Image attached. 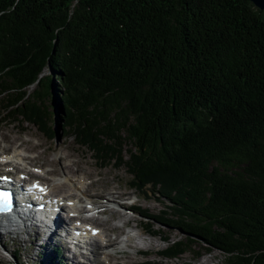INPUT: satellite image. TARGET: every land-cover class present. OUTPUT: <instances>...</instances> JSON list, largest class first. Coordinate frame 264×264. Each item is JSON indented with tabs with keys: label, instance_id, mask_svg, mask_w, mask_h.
I'll use <instances>...</instances> for the list:
<instances>
[{
	"label": "trees",
	"instance_id": "trees-1",
	"mask_svg": "<svg viewBox=\"0 0 264 264\" xmlns=\"http://www.w3.org/2000/svg\"><path fill=\"white\" fill-rule=\"evenodd\" d=\"M0 96L43 129L55 105L80 144L150 184L165 209L145 228L184 234L163 254L264 264V10L251 0H0Z\"/></svg>",
	"mask_w": 264,
	"mask_h": 264
},
{
	"label": "rangeland",
	"instance_id": "rangeland-1",
	"mask_svg": "<svg viewBox=\"0 0 264 264\" xmlns=\"http://www.w3.org/2000/svg\"><path fill=\"white\" fill-rule=\"evenodd\" d=\"M32 89L33 87L29 88L28 91L31 92ZM4 102L5 100H3L2 96H0V150L3 147H6L7 150L11 149V152H15L17 149H19V147H22L20 145L23 142L28 143L32 147V149H30V153L23 151V149L21 148L19 149L21 150L19 152H21L22 155H27L30 157L26 160H23L21 158H14V161L19 162V170L31 169L34 173L40 176L43 182L47 181L52 185L51 187L53 188L55 194L73 193L75 195L82 196L81 192L85 191L86 187H89V184L86 181L84 182V178L81 176H85L86 178L88 177L87 179L90 182L100 179L99 186L96 187V185L93 184V187H89V189L87 188V190H89V193L93 194L97 200L98 198L110 197V199L115 201L122 199L123 201L127 202L128 200L126 199L129 195L131 197V195L137 193L140 196V198H138L137 200L139 204L138 207H141L142 209L146 208L147 213H149L150 215H162L163 210L165 209V202H161L158 199V196L155 194L150 195L146 192L143 193L138 189L131 187L133 176L129 173V169L125 162H123L122 165L118 166L119 162L115 159H110L108 156H106L104 159H101L99 153L101 155L106 153L102 152V150H99L101 148V145H99L98 149H91L88 145L80 144L76 140L75 136H73L72 133L68 132V128H64L63 118H59L58 114L56 113L55 105L51 107L50 110L52 114L50 115L47 122L43 123L45 125L43 129L41 128L40 124H35V122H32L30 119H24L23 121H21L20 119H10L8 117L9 110L3 107ZM52 102L53 101H51V99L47 100V103L50 105H52ZM24 144L25 143H23L22 145ZM127 147L129 146L123 148L122 151L124 160H130V151L127 150ZM95 150H98L99 153ZM69 155H71V157H68L67 159V156ZM58 157H60V159H58ZM75 160L77 161V164L74 162L72 163V161ZM52 162H55V171H52L54 170V167H52ZM66 163L72 165H67ZM68 168H71V171L81 168L82 170H84L83 172L87 173L88 175L74 173L69 174L68 172H70V169ZM9 169L15 170L12 164H6L4 166L0 165V175L1 173H5L6 170ZM44 171H48L47 174L41 175L44 173ZM57 174L59 175L56 176ZM65 175H67L68 179H66L67 177ZM78 178L82 180L80 182L78 181L79 186L82 188L80 190L76 189L72 185V183L75 182ZM69 179L73 181L70 182L71 185L69 186V188L66 187L65 189H62L59 186L61 181H67ZM147 187L149 189L155 190L150 184ZM115 188L116 191L124 193L123 198L117 199V193L114 192ZM156 190L158 189L156 188ZM90 196H85L84 202H82L83 206H87L86 204H84L86 200H89V198H93L92 196ZM131 200H136L135 195L131 197ZM107 205L108 207H112L114 204ZM119 209L121 210V212L126 214V217L132 218L130 220L131 222L126 223L124 219H122V217H117V213L115 212H108L109 214H106V216H99L95 220H90L91 223L98 225L103 230H105V228H110L109 232L112 234L111 237L113 239L117 233H120L119 231H121V234L124 235L125 240L128 238V236L126 235H128L129 233H140L142 235L139 238H136L138 239L139 243L134 238L133 244H135V247L127 246L128 251L126 254H115V257L118 256V259L116 261L121 263L126 262L130 264H182L186 261L193 260L196 264H226V256L224 253L215 249L207 253L203 250L201 251L199 249V246H194L192 252H187L186 254H183L179 257H168V254L165 255L163 254V252L167 251L166 248L169 243L174 242V240H179L184 236L181 231L169 227L160 228V224L156 222L155 229H162L161 234L158 235L156 233V236H153L151 233L147 234L146 230L143 229V227H141V230L136 226V224L142 219L140 218V216L133 214V212L129 210H125L122 208ZM133 216L136 218H133ZM103 223H105V225H102ZM142 224L144 225V223ZM28 236L29 235H25L24 233L13 235L1 234L0 263H57L55 261H51V258H49L51 254L55 253L54 247H57L54 242L50 243L49 246L44 245L43 247H41L37 244V240L39 239V237ZM121 244L122 243H120L118 247H113L112 249H110V251L116 253L114 250H121ZM136 247L141 248L145 251L140 253V251L136 250ZM122 248L125 250L126 245ZM96 250L101 251L102 248H96ZM199 250L201 251V256H196L195 252ZM16 253L18 255V259L16 260V262H14L11 256ZM100 254L103 255V251H101ZM62 256H64V254L61 251V253L57 255V260L60 261ZM67 260H70L74 264H83L79 262V259L77 258L75 261H72L68 257V255H66L64 260L60 262H62V264H66ZM99 260H95L92 264H102Z\"/></svg>",
	"mask_w": 264,
	"mask_h": 264
},
{
	"label": "bare ground",
	"instance_id": "bare-ground-1",
	"mask_svg": "<svg viewBox=\"0 0 264 264\" xmlns=\"http://www.w3.org/2000/svg\"><path fill=\"white\" fill-rule=\"evenodd\" d=\"M23 143H25L24 145H22ZM20 146H22V147H19V149L21 148V149H23V151H25V152H27V153H30L31 151H30V149H32V147L28 144V143H26V142H23ZM62 145V144H61ZM36 147V146H35ZM3 150H7V148L6 147H3L2 148ZM19 149H17L15 152H11L9 155H5V156H1L2 155V153H1V151H0V165H6L7 163H5L6 161L8 162V160H10L9 158L10 157H15V158H21V159H23V160H26L27 158H30L29 156H27V155H22L21 154V152H19V151H21V150H19ZM37 150V149H36ZM5 152H7V151H5ZM38 152V151H37ZM59 156H61V155H59ZM63 156H65V155H63ZM68 157H71V155H69V156H67V159H68ZM58 159H60V157H58ZM67 159H66V161H67ZM77 160V159H76ZM72 161V163L74 162V163H76L77 164V161ZM55 162H52V167H54V170H52V171H55L56 169H55V164H54ZM10 164H12V166H13V168L15 169V170H6V172L5 173H1L2 175H8L7 173H12V172H18L17 174L18 175H20V177H21V179L23 180V183H25L27 180H29L30 178H32V177H35L36 176V174L30 169V170H24V169H22V170H19L20 169V167L18 166V164H19V162L18 161H10ZM67 165H72V164H68V163H66ZM66 167V166H65ZM67 168V167H66ZM68 169H70V172H68L69 174H72V173H74V174H83V175H88L87 173H85V172H83L84 170H82L81 168H78L77 170H73V171H71V168H68ZM63 171V170H62ZM61 171V172H62ZM66 171V170H65ZM48 172V171H47ZM47 172L46 171H44V173L43 174H41V175H45V174H47ZM50 172V171H49ZM57 172V171H56ZM64 173V172H63ZM101 173V172H100ZM99 173V174H100ZM65 174H66V172H65ZM59 174H57L56 176H58ZM96 175V174H95ZM66 177H67V175H65ZM80 177V176H79ZM81 177H83L84 178V182L86 181L88 184H89V187H93V184H95L96 185V187L97 186H99V182H100V179H98V180H95V181H89L85 176H81ZM66 179H68V177L66 178ZM102 180V179H101ZM69 181V182H68ZM78 181L80 182V181H82L81 179H77L75 182H73L71 179H69V180H67V181H65V180H62L61 181V183H60V187L62 188V189H65L66 187L67 188H69V186L71 185V183L70 182H73L72 183V185L76 188V189H82L80 186H79V184H78ZM90 182V183H89ZM49 182H45V184L47 185V187H48V190H49V193L51 194V196H53V197H58V199L56 198V204H57V206H59V207H61L62 208V210L64 211V212H67L68 213V215L67 216H64V214H58L57 216H56V228H59L60 226H65L66 225V227L67 226H70L71 224H73V223H75V222H77L76 220H75V218L74 217H71L70 216V213L71 212H73V213H77V214H79V216H80V218H85L86 217V215H85V213L86 212H97L98 214H100V215H103V214H109L108 212H110V213H112V212H115V213H117V217H122V219H124V221L126 222V223H129V222H131L130 220L132 219V218H129V217H126V214L125 213H123V212H121V211H119L118 209H115V208H107L106 207V205L105 204H107L108 202H110V203H114V201L115 200H112V199H110V197H104V198H98V200L94 197V195L93 194H91V193H89V190H87V188L89 189V187L87 186L86 187V190L85 191H83V192H81V195L82 196H80V195H75V194H73V193H71V194H55V192H54V190H53V188L51 187L52 185L49 183ZM80 187V188H79ZM111 187V186H110ZM116 187V186H115ZM119 189V188H118ZM114 192H116L117 193V199H119V198H123V196H124V193H120L119 191H116V188H115V190H114ZM92 196L93 198H89V200H91L94 204H96V205H98L97 207H95V208H88V206H83L82 205V202H84V199H85V196ZM90 196V197H91ZM66 197H68L67 199V202L68 201H72L73 203V206L75 207V209H72V210H70V211H68L67 210V207L68 206H70V205H68L67 203L65 204V203H62L61 202V200H64V198H66ZM126 197V196H125ZM129 197H130V195L127 197V199H129ZM95 198V199H94ZM125 206H127L128 208H129V206L128 205H125ZM117 211V212H116ZM99 217V216H98ZM98 217H95V216H92L91 218H90V220H95V219H97ZM80 218H78V220L80 219ZM91 224H93V223H91ZM102 225H105V223H103ZM136 226L137 227H139L141 230H142V228L141 227H143V229H145V227H144V225L141 223V222H138L137 224H136ZM93 227H95V228H99L100 229V234L98 235L99 237H96V238H94L93 240H92V242L89 244L90 245V254H89V256L86 258V260L84 261V262H82L80 259H79V257L77 256V255H75V254H68V253H64L63 251H62V253L64 254V256H62L61 257V259L63 258V260H64V258H65V256L66 255H68V257L72 260V261H75L76 260V258L77 259H79V262H81V263H83V264H92L95 260H99L102 264H130V263H121V262H118V261H116L118 258V256L117 257H115L116 255L115 254H121L122 252H125V251H121V252H117V251H115L116 253H114L113 251H110V249H112L113 247H115V246H117V245H119L120 243H122V242H124V243H126V245L127 246H129V247H134L135 245L133 244V241H134V238H135V240H137V242H138V239H136V238H139L140 236H142L140 233L135 237H133L132 235H128V238L126 239V240H120V236L122 235L121 234V231H119L120 233H117L116 234V236L114 237V239L111 237V233L109 232V229L110 228H108V229H106L105 228V230H103L101 227H99L98 225H95V224H93ZM119 228V227H118ZM10 232V233H9ZM53 229L50 227V228H48V234H47V236L45 237L44 235H43V233H40V231L38 230V231H35V233L31 230V229H29V226H26V229H24L23 227L22 228H20V230H19V232H16V234H25V235H29V236H37V237H39V239L37 240V244L39 245V246H41V247H43L44 245H46V246H49L50 245V243H52V242H54L55 244H57V242H58V236H56V235H54L53 236V234L54 233H59L61 236H63V238H64V242H66V240H67V238L70 236V233H69V231L68 230H64V231H60V230H56V231H54L53 233ZM13 233H14V231H3V230H0V237H1V234L2 235H13ZM86 233H88V231L86 232ZM144 235V234H143ZM28 236V237H29ZM53 236V237H52ZM101 239V240H100ZM142 240H144V239H142ZM0 241H1V238H0ZM131 241V242H130ZM104 242H106L108 245L107 246H104ZM1 243V242H0ZM139 243V242H138ZM54 244V245H55ZM123 244V243H122ZM138 245V244H137ZM56 248H58V247H56ZM96 248L97 249H100V248H102V250L101 251H103V255L102 254H100V250H96ZM137 248V247H136ZM70 249V248H69ZM14 252V251H13ZM127 252H125L124 254H126ZM66 254V255H65ZM98 257H99V259H98ZM62 260V261H63ZM61 261V260H60ZM60 261H58V263L60 262ZM66 262V261H65ZM61 264H62V262H60ZM65 264V263H64ZM66 264H74V263H72L70 260H67V263Z\"/></svg>",
	"mask_w": 264,
	"mask_h": 264
},
{
	"label": "snow or ice",
	"instance_id": "snow-or-ice-1",
	"mask_svg": "<svg viewBox=\"0 0 264 264\" xmlns=\"http://www.w3.org/2000/svg\"><path fill=\"white\" fill-rule=\"evenodd\" d=\"M3 179H7L6 177ZM35 187H38L36 185ZM43 191V189H41ZM12 209V198L9 192L0 191V213L10 212Z\"/></svg>",
	"mask_w": 264,
	"mask_h": 264
},
{
	"label": "water",
	"instance_id": "water-1",
	"mask_svg": "<svg viewBox=\"0 0 264 264\" xmlns=\"http://www.w3.org/2000/svg\"><path fill=\"white\" fill-rule=\"evenodd\" d=\"M259 9L264 10V0H251Z\"/></svg>",
	"mask_w": 264,
	"mask_h": 264
}]
</instances>
